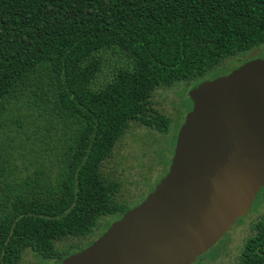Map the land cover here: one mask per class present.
<instances>
[{"label": "trees", "instance_id": "obj_1", "mask_svg": "<svg viewBox=\"0 0 264 264\" xmlns=\"http://www.w3.org/2000/svg\"><path fill=\"white\" fill-rule=\"evenodd\" d=\"M261 44L264 0H0V264L59 263L138 205L102 163L130 121L167 130L152 91ZM72 237L86 242L56 245ZM236 264H264V215Z\"/></svg>", "mask_w": 264, "mask_h": 264}, {"label": "water", "instance_id": "obj_2", "mask_svg": "<svg viewBox=\"0 0 264 264\" xmlns=\"http://www.w3.org/2000/svg\"><path fill=\"white\" fill-rule=\"evenodd\" d=\"M167 173L87 247L57 264H192L264 187V57L189 91Z\"/></svg>", "mask_w": 264, "mask_h": 264}, {"label": "rangeland", "instance_id": "obj_3", "mask_svg": "<svg viewBox=\"0 0 264 264\" xmlns=\"http://www.w3.org/2000/svg\"><path fill=\"white\" fill-rule=\"evenodd\" d=\"M244 58L264 56V44L236 54L229 67H237ZM215 69L205 74L210 78ZM191 80H179L169 86H159L152 91L150 106L153 111L169 119L167 130L161 132L155 127L130 121L125 133L112 147L111 154L102 163V172L119 183L115 194L119 202L128 206L139 203L150 192L155 181L164 173V164L172 154V144L192 102L189 91ZM264 215V187L260 188L246 215L239 217L231 228L192 264H236L245 239L252 233L253 223ZM116 215L106 216L102 226L114 222ZM101 226V227H102ZM99 227V230L102 228ZM86 242L84 238L72 237L57 241L61 249L78 246ZM73 250V249H72ZM54 259L41 257L33 251L25 250L17 264H57Z\"/></svg>", "mask_w": 264, "mask_h": 264}, {"label": "flooded vegetation", "instance_id": "obj_4", "mask_svg": "<svg viewBox=\"0 0 264 264\" xmlns=\"http://www.w3.org/2000/svg\"><path fill=\"white\" fill-rule=\"evenodd\" d=\"M175 140H176V139H175ZM174 145H175V144H174ZM173 149H174V146H173ZM172 154H173V153H172ZM171 157H172V156H171ZM170 161H171V160H170ZM169 164H170V163H169ZM169 164H168V167H169ZM167 171H168V170H167ZM164 175H165V174H164ZM145 197H146V196H145ZM145 197H144V198H145ZM144 198H143V199H144ZM143 199H142V200H143ZM142 200H140V202H141ZM140 202H139V203H140ZM139 203H138V204H139ZM104 232H105V230L102 231V233H104ZM100 235H102V234H100ZM98 237H99V236H98ZM98 237H97V238H98ZM95 239H96V238H95ZM95 239H94V240H95ZM94 240H93V241H94ZM93 241H92V242H93ZM92 242H91V243H92ZM91 243H90V244H91ZM90 244H89V245H90ZM87 246H88V245H87ZM87 246H85V247H87ZM85 247H84V248H85ZM82 249H83V248H82Z\"/></svg>", "mask_w": 264, "mask_h": 264}]
</instances>
